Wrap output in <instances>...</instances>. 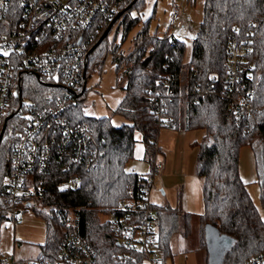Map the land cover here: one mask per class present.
<instances>
[{"label": "trees", "instance_id": "1", "mask_svg": "<svg viewBox=\"0 0 264 264\" xmlns=\"http://www.w3.org/2000/svg\"><path fill=\"white\" fill-rule=\"evenodd\" d=\"M25 1L10 0V17L23 9ZM187 2L193 5L195 0ZM145 6L146 0H124L120 11H125L112 25L116 27L111 40L108 35L100 40L111 21L104 23L99 33H95L94 28L84 32V36L91 39L84 63L86 80L102 71L110 55L117 74L124 81L123 97L113 113L120 115L125 123L114 127L107 118L89 116L83 104L69 108L72 119L87 124L98 142L97 166L89 170L73 168L80 179V187L75 191L58 188L70 173L64 172L60 163L54 162L48 172L35 174L34 179L41 183L43 193L42 206L34 213L45 225V242L40 247L39 257L57 261L60 238L70 233L90 246L94 264H141L143 251L119 245L110 225L99 218L120 201L137 199L140 188H150L145 175L128 172L125 166L133 158L135 135L139 134L144 158L152 168L160 151L159 130L169 127L158 121L157 113L162 112L165 102L164 115L172 122L169 128L204 132L202 139L192 146L196 148L195 175L203 179V212L198 221L199 247L206 250V264L210 261L207 235L231 241L218 259L219 264H245L264 252V219L238 170L240 149L257 148L259 199L264 205V0H204L202 19L191 42L186 68L183 67L184 42L169 31L160 36L152 32L149 19H142ZM133 30L132 50L124 55L121 45ZM119 31L121 40L117 44ZM232 39L248 49L244 69L250 72L252 80L244 82V89L253 92V106L259 109L255 121L238 120L221 95L227 76V48ZM20 88V98L33 102L63 95L57 84L35 75H21ZM157 97L160 98L153 102ZM14 102L10 103L7 113L10 118L0 138L2 212L10 209L4 178L11 173L14 145L27 125ZM3 125H0V133ZM152 208L156 248L164 263L173 257V235L180 226L187 231L191 216L167 205H152ZM122 254L128 257L123 263Z\"/></svg>", "mask_w": 264, "mask_h": 264}, {"label": "built area", "instance_id": "2", "mask_svg": "<svg viewBox=\"0 0 264 264\" xmlns=\"http://www.w3.org/2000/svg\"><path fill=\"white\" fill-rule=\"evenodd\" d=\"M123 2L26 0L23 9L10 17V0H0V125L6 123L10 103L14 101L20 118L27 121L14 145L11 173L3 182L12 221L17 220L20 208L42 206L43 188L34 179L37 172H48L54 162L60 163L63 171L70 173L58 188L75 191L80 187V179L73 168L89 170L97 166V140L90 127L74 121L68 110L83 104L87 114L90 89L84 63L91 39L84 32L94 28L99 33L104 23L120 12ZM188 6L187 0L180 7L174 5L157 36L174 31L181 21H189ZM247 55L245 45L236 39L230 41L221 95L238 120L255 121L259 109L253 106V92L244 89V82L252 80L250 72L244 69ZM21 75H35L57 84L62 97H48L41 102L28 99V104H24L20 98ZM165 86L169 87V83L165 82ZM164 109L165 102L162 112L157 113L158 121L170 127L172 122L164 115ZM161 168L162 164L155 159L151 172L145 175L146 181L152 183L154 174ZM149 191L150 188H140L137 199L120 201L105 214V221L119 245L143 251L141 264H165L156 248L155 214ZM127 258L122 254L120 261L123 263ZM0 264H94V253L79 236L65 233L58 244L57 261L39 256L20 259L11 254L0 255ZM245 264H264V252Z\"/></svg>", "mask_w": 264, "mask_h": 264}, {"label": "rangeland", "instance_id": "3", "mask_svg": "<svg viewBox=\"0 0 264 264\" xmlns=\"http://www.w3.org/2000/svg\"><path fill=\"white\" fill-rule=\"evenodd\" d=\"M204 0H195L193 5L187 7L186 12L190 16L189 21H181L179 26L170 30L176 38L184 42L185 52L183 57V67L186 68L191 54V42L196 34L197 28L202 19V4ZM184 0H146V6L142 13V19H149L150 30L160 32L162 24L167 19L168 12L174 6H181ZM133 15V14H132ZM114 25L108 34L111 40L114 32ZM134 30L131 31L121 45V51L127 55L133 47L132 38ZM121 33L116 36L115 43L119 44ZM183 84V82H182ZM90 89L88 93L87 115L96 118H107L114 127H119L125 120L114 110L123 97L124 81L115 69V64L110 55L104 61L102 71L93 74L87 82ZM24 104H28V99L23 98ZM11 108V107H9ZM175 133V134H173ZM202 130H185L181 127L173 129L162 127L157 137V146L160 147L159 154L172 159L174 172L178 174L182 171L194 173L196 165V148L193 142L202 139ZM259 150L250 146L240 149L238 170L243 183L246 185L249 196L259 210L264 219V205L259 199V172L256 168ZM125 170L136 174L146 175L151 167L143 155V149L137 137L134 146L133 158L126 164ZM159 172L154 174L151 184L150 200L153 205L158 206L160 202L167 200L162 197L161 181ZM5 180V178H4ZM171 180L164 182L168 184ZM35 205L19 209L17 220L12 221L8 212L0 209V255L13 254L16 258H36L40 253V247L45 242V225L43 220L34 211ZM199 215H192L187 231L183 228L173 235L171 240L172 259H166L165 264H206V250L199 247ZM100 221H105V215H100ZM30 256V257H28Z\"/></svg>", "mask_w": 264, "mask_h": 264}, {"label": "crops", "instance_id": "4", "mask_svg": "<svg viewBox=\"0 0 264 264\" xmlns=\"http://www.w3.org/2000/svg\"><path fill=\"white\" fill-rule=\"evenodd\" d=\"M137 137H139L140 142L139 134L135 135V139H137ZM158 148L160 149V147ZM156 160L162 164V168L159 172V179L161 181V186L163 187L161 194L162 197H167V200L163 198L164 201L160 202L159 206L167 205L172 209H177L180 214H189L190 216L202 214L203 204L201 195L203 179L197 177L195 172L190 173L182 171L178 174H175L172 159L163 157L159 153L156 157ZM167 178L173 182L170 183V181H167L169 183L164 185V182L167 180ZM150 193L151 190L149 191V200ZM150 203L152 204L151 200Z\"/></svg>", "mask_w": 264, "mask_h": 264}, {"label": "water", "instance_id": "5", "mask_svg": "<svg viewBox=\"0 0 264 264\" xmlns=\"http://www.w3.org/2000/svg\"><path fill=\"white\" fill-rule=\"evenodd\" d=\"M124 11L125 10L120 11L115 16V18L111 21V23L108 25L106 30L103 32L100 40H102L103 38H105L108 35L113 23L122 15V13ZM9 117H7L5 119V122L8 120ZM4 127H5V124L2 127V131L0 133V138L2 136V132L4 130ZM206 243H207V246H208V251H209V256H210L209 264H219V260L218 259L224 253L225 249L230 246L231 241H230L229 238H226V237H217L216 235H207Z\"/></svg>", "mask_w": 264, "mask_h": 264}]
</instances>
